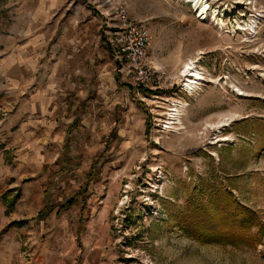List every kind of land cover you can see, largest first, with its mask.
I'll list each match as a JSON object with an SVG mask.
<instances>
[{"label":"rangeland","instance_id":"374dc122","mask_svg":"<svg viewBox=\"0 0 264 264\" xmlns=\"http://www.w3.org/2000/svg\"><path fill=\"white\" fill-rule=\"evenodd\" d=\"M32 1L0 0V33ZM120 1L147 23L162 82L137 85L102 39L47 125L0 145V264H264V0H208L223 26L186 0ZM199 52L210 80L190 93L179 71ZM224 113L237 116L203 133Z\"/></svg>","mask_w":264,"mask_h":264},{"label":"crops","instance_id":"0c3cea01","mask_svg":"<svg viewBox=\"0 0 264 264\" xmlns=\"http://www.w3.org/2000/svg\"><path fill=\"white\" fill-rule=\"evenodd\" d=\"M100 1L36 0L29 11L17 7L30 19L14 23L9 35L0 33V145L28 143L29 128L47 125L54 115L62 84L71 88L72 75H86L87 63L102 55ZM36 14L47 21L35 22Z\"/></svg>","mask_w":264,"mask_h":264},{"label":"built area","instance_id":"2783aa9c","mask_svg":"<svg viewBox=\"0 0 264 264\" xmlns=\"http://www.w3.org/2000/svg\"><path fill=\"white\" fill-rule=\"evenodd\" d=\"M106 41L114 48L115 58L126 65L128 74L139 86L158 87L163 71L153 64L150 54L151 32L147 23L131 17L128 6L120 0H101ZM201 18V17H198ZM202 20V19H201Z\"/></svg>","mask_w":264,"mask_h":264},{"label":"bare ground","instance_id":"6f19581e","mask_svg":"<svg viewBox=\"0 0 264 264\" xmlns=\"http://www.w3.org/2000/svg\"><path fill=\"white\" fill-rule=\"evenodd\" d=\"M186 2L191 4L192 8L199 13L200 17L202 16V20H208L212 18V20L217 21L218 24L223 26L221 10H219L216 6L210 4L208 0H186ZM259 21L260 19L254 20V22L249 26L250 30H253L254 33H258ZM201 53L203 52H199L194 58H190L184 61L181 64V68L179 71L180 75L184 77V90L189 91L190 93H196V91L201 89L204 81L210 80L207 79V76L204 74L202 67L199 65ZM188 105L189 104L186 101L174 102V107L170 109L168 121H166V129L179 130V126L183 123L182 118L187 111ZM236 116L237 114L235 113L220 114L216 121L207 122L206 128L203 133H206V131H208L210 128H216L217 130H220L221 126L229 125ZM226 139L227 138H220L219 140Z\"/></svg>","mask_w":264,"mask_h":264},{"label":"trees","instance_id":"16d2710c","mask_svg":"<svg viewBox=\"0 0 264 264\" xmlns=\"http://www.w3.org/2000/svg\"><path fill=\"white\" fill-rule=\"evenodd\" d=\"M234 213H235V215L237 216L238 211H234ZM252 222H253V221H252ZM252 222H251V223H252ZM225 232H226V231H223V232H221V233H219V232H214V233H213V232L207 230V231L205 232V234H204V233H203V234H204L205 236L208 237V236L215 235V233H219V234L216 235V237H217L218 239H222V240H233V239H234V236H232V235H230V234H226ZM226 236H227V237H226Z\"/></svg>","mask_w":264,"mask_h":264}]
</instances>
